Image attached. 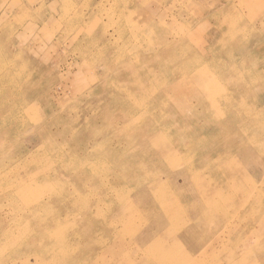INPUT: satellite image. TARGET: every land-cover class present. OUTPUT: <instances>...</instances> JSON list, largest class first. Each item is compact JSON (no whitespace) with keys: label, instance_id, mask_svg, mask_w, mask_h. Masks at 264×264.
Wrapping results in <instances>:
<instances>
[{"label":"rangeland","instance_id":"obj_1","mask_svg":"<svg viewBox=\"0 0 264 264\" xmlns=\"http://www.w3.org/2000/svg\"><path fill=\"white\" fill-rule=\"evenodd\" d=\"M227 1L0 0V264H264V0Z\"/></svg>","mask_w":264,"mask_h":264},{"label":"bare ground","instance_id":"obj_2","mask_svg":"<svg viewBox=\"0 0 264 264\" xmlns=\"http://www.w3.org/2000/svg\"><path fill=\"white\" fill-rule=\"evenodd\" d=\"M119 1V0H118ZM229 1V0H228ZM227 1V2H228ZM186 3V2H185ZM189 3H191V2H189ZM183 4V3H182ZM194 4V3H193ZM191 5V4H190ZM189 6V5H188ZM201 7V6H200ZM180 8L178 7V10H179ZM182 10V9H181ZM183 10H184V8H183ZM217 11V10H216ZM176 15V14H175ZM207 15H209V14H207ZM219 16V15H218ZM215 17H216V15H215ZM176 18V17H175ZM217 18V17H216ZM203 19V18H202ZM122 20V19H121ZM145 20V19H144ZM165 20V19H164ZM219 20V19H218ZM124 21V20H123ZM126 22V21H125ZM152 22V21H151ZM264 22V21H263ZM262 22V23H263ZM214 23V22H213ZM165 24V23H164ZM252 25V24H251ZM115 26V25H114ZM214 26V25H213ZM253 26V25H252ZM108 27V26H107ZM210 27V26H209ZM233 27V26H232ZM231 27V28H232ZM212 28V27H211ZM222 28V27H221ZM9 30V29H8ZM96 30V29H95ZM147 30V29H146ZM247 30V29H246ZM260 30V29H259ZM55 31V30H54ZM73 31V30H72ZM219 31V30H218ZM242 31V30H241ZM245 31V30H244ZM248 31V30H247ZM246 31V32H247ZM56 32V31H55ZM143 32V31H142ZM251 32V31H250ZM229 33V32H228ZM227 33V34H228ZM245 33V32H244ZM244 33L242 34V35H244ZM93 34V33H92ZM139 34V33H138ZM154 34V33H153ZM175 34H176V31H175ZM213 34V33H212ZM239 34V33H238ZM246 34V33H245ZM206 35H208V34H206ZM119 36V35H118ZM125 36V35H124ZM149 37H150V35H148ZM152 36V35H151ZM179 35H177V37H178ZM209 36V35H208ZM220 36H222V35H220ZM78 37V36H77ZM90 37V36H89ZM173 37V36H172ZM215 37V36H214ZM213 37V38H214ZM246 37V36H245ZM119 38V37H118ZM125 38V37H124ZM132 38V37H131ZM144 38H146V37H144ZM151 38V37H150ZM153 38V37H152ZM151 38V39H152ZM181 38V37H180ZM148 39V38H147ZM209 39V38H208ZM211 39V38H210ZM244 39V38H243ZM132 40V39H131ZM221 40V39H220ZM246 40V39H245ZM244 40V41H245ZM248 40V39H247ZM107 41V40H106ZM95 42H97V41H95ZM119 42V41H118ZM121 42V41H120ZM129 42H131V41H129ZM134 42V41H133ZM145 42V41H144ZM221 42V41H220ZM161 43H162V52L161 53H163V54H167L168 52H170V50L172 51V50H174V49H179V47H180V49H182V46H183V44H182V42H180V40L179 41H177V40H169V39H167V38H164V39H162V41H161ZM108 43H106V45H107ZM123 44V43H122ZM128 44V43H127ZM216 44V43H215ZM262 44V43H261ZM260 44V45H261ZM114 45V44H113ZM210 45V44H209ZM208 45V47H210ZM256 45V44H255ZM84 46V45H83ZM87 46V45H86ZM92 46V45H91ZM124 46V45H123ZM131 46V45H130ZM212 46V45H211ZM85 47V46H84ZM93 47V46H92ZM119 47V46H118ZM125 47V46H124ZM147 47V46H146ZM214 48V47H213ZM126 49V48H125ZM198 49V48H197ZM24 50V49H23ZM88 50H90V49H88ZM102 50V49H101ZM109 50V49H108ZM107 50V51H108ZM118 50V49H117ZM117 50L115 51V52H117ZM119 50H120V48H119ZM124 50V49H123ZM263 50V49H262ZM106 51V52H107ZM121 51V50H120ZM136 51V50H135ZM154 51V50H153ZM98 52H99V50H98ZM105 52V51H104ZM103 52V53H104ZM123 52V51H122ZM145 52V51H144ZM151 52V51H150ZM207 53H209V52H207ZM94 54V53H93ZM101 54V53H100ZM116 54V53H115ZM114 54V55H115ZM134 54H136V53H134ZM236 54V53H235ZM238 54V53H237ZM80 55V54H79ZM88 55V54H87ZM112 55V54H111ZM113 55V56H114ZM123 55V54H122ZM248 55V54H247ZM126 56V55H125ZM129 56V55H128ZM142 56V55H141ZM141 56H140V59L142 60L143 58H141ZM179 56V55H178ZM177 56V57H178ZM92 57V56H91ZM90 57V58H91ZM100 57V56H99ZM124 57V56H123ZM152 57V56H151ZM184 57V56H183ZM186 57V56H185ZM248 57V56H247ZM262 57V56H261ZM110 58V57H109ZM117 58V57H116ZM113 59H115V58H113ZM112 59V60H113ZM130 59H132V58H130ZM134 59V58H133ZM136 59V58H135ZM147 59V58H146ZM146 59H144V60H146ZM212 59V58H211ZM215 59V58H214ZM262 59V58H261ZM98 60V59H97ZM121 60V59H120ZM206 60V59H205ZM234 60V59H233ZM6 61V60H5ZM96 61V60H95ZM107 61H109V60H107ZM155 61H156V59H155ZM26 62V61H25ZM117 62V61H116ZM115 62V63H116ZM200 62V60H199V58L197 57V58H195V60H191V62L190 61H180V68H177V69H175V70H173V72H172V74H171V76H172V78H173V80H176L177 78H176V75L178 74V75H180L181 76V85H180V83H176L175 82V84H173L172 83V85H171V87H172V89H175V88H178V89H180V88H186V91H184V92H182V93H180V94H182L184 97H186L187 95H200V92H201V89H204V87H206V86H204V83H203V81H202V78L200 77V76H198V75H196V74H192L191 75V73H189V71L190 70H192V68L195 66V65H197L198 63ZM211 62V61H210ZM218 62V61H217ZM232 62H234V61H232ZM5 63V62H4ZM263 63V62H262ZM206 64V63H205ZM23 65V64H22ZM135 65H136V63H135ZM202 65V64H201ZM200 65V66H201ZM205 66V65H204ZM201 68V67H200ZM261 68H262V66H261ZM19 69V68H18ZM107 69H108V67H107ZM263 70H264V68H263ZM16 71V70H15ZM20 71V70H19ZM198 71H200L202 74H203V72H202V70H198ZM205 71H207V70H205ZM14 72V71H13ZM22 72V71H21ZM209 72V71H208ZM208 72H206V73H208ZM201 73H199V74H201ZM205 73V72H204ZM206 73L205 74H203V75H206ZM209 74V73H208ZM0 75H1V73H0ZM22 75H24V74H22ZM177 75V76H178ZM212 76V75H211ZM144 77V75L142 76V78ZM3 78V77H2ZM11 78V77H10ZM13 78V77H12ZM22 78V77H21ZM210 78H212V77H210ZM243 78V77H242ZM7 79H8V77H7ZM13 80V79H12ZM151 80V79H150ZM210 80H212V79H210ZM16 81V80H15ZM15 81H13V82H15ZM24 81V80H23ZM26 81H27V79H26ZM123 81V80H122ZM209 81V80H208ZM202 82V83H201ZM211 82V81H210ZM209 82V83H210ZM23 83V82H22ZM149 83V82H148ZM200 84L199 86H197V84ZM3 84V83H2ZM16 84V83H15ZM155 84V83H154ZM35 85V84H34ZM19 86V85H18ZM17 86V87H18ZM115 86V85H114ZM102 87V86H101ZM131 87H132V85H131ZM156 87V86H155ZM1 88V87H0ZM5 88V87H4ZM133 88V87H132ZM208 87H206L205 89H207ZM2 89V88H1ZM8 89V88H7ZM136 89V88H135ZM12 90V89H11ZM14 90V89H13ZM17 90V89H16ZM30 91H31V89H30ZM34 90H32V92H33ZM155 91V90H154ZM203 91V90H202ZM207 91H209L208 89H207ZM5 92V91H4ZM10 91L8 90V93H9ZM28 92V91H27ZM8 93H6V94H8ZM157 93V92H156ZM202 93V92H201ZM211 93H213V91L211 92ZM31 94V93H30ZM217 94V93H216ZM222 94V93H221ZM16 96V95H15ZM149 96V95H148ZM206 96V95H205ZM208 96V95H207ZM206 96V97H207ZM213 96V95H212ZM187 97H189V96H187ZM220 97V96H219ZM4 98V97H3ZM25 98V97H24ZM139 98V97H138ZM205 98V97H204ZM13 99V98H12ZM204 100V99H203ZM215 100V99H214ZM11 101V100H10ZM88 101V100H87ZM86 102V101H85ZM127 102V101H126ZM199 103V102H198ZM211 103V102H210ZM12 104V103H11ZM146 104V103H145ZM203 105H204V101H203V103H202ZM89 105V104H88ZM141 106V105H140ZM77 107V106H76ZM90 107H92V106H90ZM148 107V106H147ZM242 107V106H241ZM240 107V108H241ZM12 108V107H11ZM21 108V107H20ZM19 107H14L13 106V109H11L10 110V107H9V110H10V113H9V117L11 116V115H16V116H18V114H20V112H22V111H20L21 109H20ZM93 108V107H92ZM143 108V107H142ZM191 108V107H190ZM57 109V108H56ZM140 109V108H139ZM8 110V111H9ZM93 110V109H92ZM91 110V111H92ZM100 110H102V109H100ZM195 110V109H194ZM111 111H113V110H111ZM127 111V110H126ZM134 111V110H133ZM136 112V111H135ZM141 112V111H140ZM147 112V111H146ZM97 113V112H96ZM99 113V112H98ZM102 113V112H101ZM190 113V112H189ZM192 113V112H191ZM261 113V112H260ZM47 114V113H46ZM153 115V114H152ZM229 115V114H228ZM253 115V114H252ZM213 116V115H212ZM122 117L123 118H121V120L122 119H124V120H126L127 119V114H125V115H122ZM151 117V116H150ZM224 117V116H223ZM22 118V117H21ZM154 118V117H153ZM182 118V117H181ZM180 118V119H181ZM229 118V117H228ZM227 118V119H228ZM247 118V117H246ZM77 119V118H76ZM109 119V118H108ZM193 119V118H192ZM211 119V118H210ZM221 119H222V117H221ZM233 119V118H232ZM44 120V119H43ZM42 120V121H43ZM61 120V119H60ZM88 120V119H87ZM206 121H207V119H206ZM240 121V120H239ZM24 122V121H23ZM197 122V121H196ZM234 122H236L235 120H234ZM21 123H22V121H21ZM41 123V122H40ZM125 123V122H124ZM215 123V122H214ZM259 123V122H258ZM257 123V124H258ZM38 124V123H37ZM101 124V123H100ZM100 124H99V122H98V125L100 126ZM175 124H177V123H175ZM180 124V123H179ZM238 124V123H237ZM58 125V124H57ZM89 125H90V123H89ZM88 125V126H89ZM158 125V124H157ZM170 125V124H169ZM168 125V126H169ZM171 125H174V124H171ZM23 126V125H22ZM106 126V125H105ZM163 126V125H162ZM167 126V127H168ZM101 127V126H100ZM159 127V126H158ZM166 127V128H167ZM113 128V127H112ZM120 127H119V125H117V128L115 127V129H116V131L119 129ZM239 128V127H238ZM240 128H242V127H240ZM18 129V128H17ZM72 129V128H71ZM159 129V128H158ZM237 129V128H236ZM243 129V128H242ZM70 130V129H69ZM162 130V129H161ZM169 130H171L170 128H169ZM67 131V130H66ZM75 131H76V129H75ZM74 131V132H75ZM111 131V130H110ZM119 131H120V129H119ZM151 131V130H150ZM153 131V130H152ZM18 132V131H17ZM71 132V131H70ZM86 132V131H85ZM166 132H168V131H166ZM148 133V132H147ZM147 133H145L144 132V134H147ZM67 134V133H66ZM110 134V133H109ZM15 136V135H14ZM75 136H77V135H75ZM146 137H147V135H145ZM74 137V136H73ZM107 137V136H106ZM71 138V137H70ZM80 138V137H79ZM16 139V138H15ZM29 139V138H28ZM78 139V138H77ZM89 139V138H88ZM99 139V138H98ZM25 140H27V139H25ZM97 140V139H96ZM78 141V140H77ZM79 142V141H78ZM82 142V141H81ZM81 142H80V144H81ZM93 142V141H92ZM172 143V142H171ZM215 143V142H214ZM92 144H95V143H92ZM117 144H121V143H117ZM78 145V144H77ZM90 145H91V143H90ZM89 145V146H90ZM126 145V144H125ZM81 146V145H80ZM23 147V146H22ZM43 147H44V145H43ZM84 148V147H83ZM129 148V147H128ZM47 149V148H46ZM76 149V148H75ZM210 150V149H209ZM89 151H90V149H89ZM129 152V151H128ZM137 152H139L138 150H137ZM135 153V152H134ZM128 154V153H127ZM137 154V153H136ZM129 155H130V153H129ZM132 156H133V154H131ZM145 155V154H144ZM59 156V155H58ZM71 156V155H70ZM7 157V156H6ZM57 157V156H56ZM62 157H63V155H62ZM83 157V156H82ZM81 157V158H82ZM133 158V157H132ZM74 159V158H73ZM106 159V158H105ZM64 160H66V159H64ZM79 160H80V158H79ZM92 160V159H91ZM115 160V159H114ZM240 160V159H239ZM238 160V161H239ZM242 160V159H241ZM100 161V160H99ZM107 161V160H106ZM113 161V160H112ZM112 161H111V163H112ZM165 161V160H164ZM71 162V161H70ZM80 162V161H79ZM159 162V161H158ZM186 162V161H185ZM241 162V161H240ZM243 162V161H242ZM73 163V162H72ZM97 163V162H96ZM157 163V162H156ZM102 164H103V162H102ZM107 164H108V162H107ZM117 164V163H116ZM240 164H243V163H240ZM83 165V164H82ZM79 166V165H78ZM191 167V166H190ZM93 168V167H92ZM94 169V168H93ZM113 169V168H112ZM128 169V168H127ZM96 171V170H95ZM191 171V170H190ZM98 172V171H97ZM105 173V172H104ZM103 174V173H102ZM107 175V174H106ZM132 178V177H131ZM130 178V179H131ZM68 179H69V177H68ZM124 179V178H123ZM134 179V178H133ZM117 180V179H116ZM134 182H136V180H134ZM78 183V182H77ZM75 184V183H74ZM167 184V183H166ZM165 184V185H166ZM250 184V183H249ZM27 186H31V185H29V184H27ZM103 187V186H102ZM148 187V186H147ZM146 187V188H147ZM156 189V188H155ZM162 189V188H161ZM176 189V188H175ZM121 190V189H120ZM175 192V191H174ZM124 193H125V191H124ZM140 193V192H139ZM120 194V193H119ZM115 195V194H114ZM172 195V194H171ZM157 199V198H156ZM155 200V199H154ZM230 201V200H229ZM28 203V202H27ZM75 203V202H74ZM125 203V202H124ZM206 203H207V205L208 204H210V201H206ZM212 203H214V204H216V202H212ZM30 204H33V203H30ZM246 204V203H245ZM255 204V203H254ZM249 205V204H248ZM251 205V204H250ZM33 206H35L34 207V209H38V208H40V205L37 203V204H34ZM67 206V205H66ZM69 206V205H68ZM209 206V205H208ZM97 207V206H96ZM246 207V206H245ZM32 209H33V207H32ZM74 208L72 207V210H73ZM246 209V208H245ZM248 209V208H247ZM99 210V209H98ZM25 211V210H24ZM47 211V210H46ZM247 211V210H246ZM68 212V211H67ZM193 212V211H192ZM252 212V211H251ZM51 213V212H50ZM241 213V212H240ZM74 214V213H73ZM99 214V213H98ZM97 214V215H98ZM230 214V213H229ZM247 214V213H246ZM50 215V214H49ZM244 215V214H243ZM196 216V215H195ZM246 216V215H245ZM168 217V216H167ZM193 217V216H192ZM233 218V217H232ZM248 218V217H247ZM188 220H189V218H188ZM187 220V221H188ZM190 221V220H189ZM193 221V220H192ZM259 222V221H258ZM110 223V222H109ZM190 223V222H189ZM191 224V223H190ZM43 227H48L49 225H51V222H49V221H46L45 223H42L41 224ZM119 226V225H118ZM35 227V226H34ZM38 227V226H37ZM52 227V226H51ZM66 227H68V226H66ZM65 227V228H66ZM172 227H173V225H172ZM39 228V227H38ZM41 228V227H40ZM53 228V227H52ZM61 228H62V226H61ZM117 228V227H116ZM174 228V227H173ZM33 230H34V228H32ZM42 229V228H41ZM47 229V228H46ZM45 229V230H46ZM119 229V228H118ZM175 229V228H174ZM36 230V229H35ZM44 230V231H45ZM176 230V229H175ZM181 230V229H180ZM65 231V230H64ZM138 231H140V230H138ZM50 232V231H49ZM66 232V231H65ZM64 232V233H65ZM42 233H44V232H42ZM117 233V232H116ZM128 233V232H127ZM120 234H122V233H120ZM134 235H136V234H134ZM142 235H144V234H142ZM78 236V235H77ZM140 236V235H139ZM142 237V236H141ZM223 237V236H222ZM117 238V237H116ZM65 239V238H64ZM105 239V238H104ZM107 239V238H106ZM129 239V238H128ZM39 240V239H38ZM113 240V239H112ZM224 240V239H223ZM62 241H63V239H62ZM66 241V240H65ZM134 241V240H133ZM14 242V241H13ZM224 243H225V241H224ZM16 244V243H15ZM34 244H35V242L34 243H32V245L31 246H34ZM217 244V243H216ZM19 245V244H18ZM12 246V245H11ZM108 246V245H107ZM106 246V247H107ZM221 246V245H220ZM234 246V245H233ZM19 247V246H18ZM235 247V246H234ZM74 248V247H73ZM85 248V247H84ZM235 249V248H234ZM72 250V249H71ZM55 252H57V251H55ZM65 253V252H64ZM69 253V252H68ZM89 253V252H88ZM48 254V253H47ZM192 255V254H191ZM166 256V255H165ZM59 257V256H58ZM85 257H87V255H85ZM202 259V258H201ZM43 260V259H42ZM195 260V259H194ZM50 261V260H49ZM55 261V260H54ZM208 262V261H207ZM105 263V262H104ZM63 264V263H62ZM92 264H94V263H92ZM206 264V263H205Z\"/></svg>","mask_w":264,"mask_h":264}]
</instances>
